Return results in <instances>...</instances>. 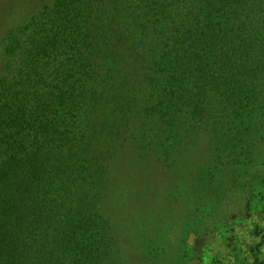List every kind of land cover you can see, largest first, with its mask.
I'll list each match as a JSON object with an SVG mask.
<instances>
[{
  "label": "trees",
  "instance_id": "1",
  "mask_svg": "<svg viewBox=\"0 0 264 264\" xmlns=\"http://www.w3.org/2000/svg\"><path fill=\"white\" fill-rule=\"evenodd\" d=\"M28 1L0 36V264H120L107 201L148 207L155 166L188 196L199 137L207 171L261 151L264 0Z\"/></svg>",
  "mask_w": 264,
  "mask_h": 264
},
{
  "label": "rangeland",
  "instance_id": "2",
  "mask_svg": "<svg viewBox=\"0 0 264 264\" xmlns=\"http://www.w3.org/2000/svg\"><path fill=\"white\" fill-rule=\"evenodd\" d=\"M29 2L0 0V36L20 19L14 16L19 4L26 8ZM198 140L176 172L177 179L183 178L193 189L188 196L184 197L182 183L163 178L155 166L151 180L139 183L146 187L144 199L152 202L148 207L132 213L117 197L106 202L105 213L120 237V264H253L257 250L264 264V142L254 159L212 168L219 181L213 184L205 178L213 171H207V165L214 167L206 158L208 139ZM131 173L126 172L127 179ZM124 185L130 188L135 183ZM174 202L175 213L165 217L163 205Z\"/></svg>",
  "mask_w": 264,
  "mask_h": 264
}]
</instances>
